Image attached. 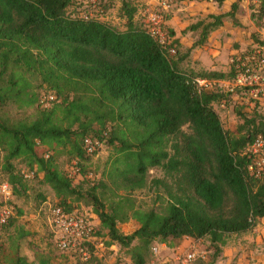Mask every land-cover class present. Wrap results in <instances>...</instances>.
Here are the masks:
<instances>
[{"label": "trees", "instance_id": "trees-1", "mask_svg": "<svg viewBox=\"0 0 264 264\" xmlns=\"http://www.w3.org/2000/svg\"><path fill=\"white\" fill-rule=\"evenodd\" d=\"M118 1L124 31L96 19L112 7L111 0L98 3L102 14L87 20L68 12L77 9L75 0H0V109L36 108L30 121L0 120L1 171L12 197L30 189L13 165L21 160L35 177L41 175L40 183L58 200L54 206L67 213L91 206L108 245L130 249L133 264H146L153 243L181 238H208L214 262L226 237L245 234L264 218V169L244 154L258 135L264 137V116L238 111L242 123L235 133L224 130L213 105L226 96L198 91L193 81L230 80L239 68L232 63L227 73L181 69L176 43L170 44L175 55L168 56L135 21L132 0ZM252 7L251 18L262 26L264 0ZM237 8L233 3L228 13L191 26L202 27L195 45L223 18L237 24ZM42 89L56 96L45 109L38 104ZM86 137L99 139L112 154L101 179L85 187L72 184L57 158L75 162L85 177L92 157L83 149ZM154 169L161 176L149 178ZM142 190L152 191L156 208L136 205L132 195ZM21 216L16 210L0 225L8 244L0 242V264H53L47 253L34 252L32 259L21 253L29 236L16 225ZM129 220L138 228L124 235L118 225Z\"/></svg>", "mask_w": 264, "mask_h": 264}, {"label": "rangeland", "instance_id": "rangeland-1", "mask_svg": "<svg viewBox=\"0 0 264 264\" xmlns=\"http://www.w3.org/2000/svg\"><path fill=\"white\" fill-rule=\"evenodd\" d=\"M75 1L78 4L76 6L77 9L73 10L69 8L68 12L73 15L80 14L82 16L86 14L97 16L98 13L94 6H99L98 3L105 2V0ZM160 1L161 0L155 5H147V0H132V4L137 8L135 21L145 27L144 20L147 14L152 11L161 10L159 6ZM167 1L169 3V8L168 11L164 12V27L166 34L168 33L169 41L176 43L177 51L183 58L180 63L181 69L193 72H210L211 69L218 72H228L230 65L241 59L244 60V63L250 65L251 63L248 62L247 56H249L250 52L252 53V50L260 48L264 52V34L256 33V36L253 34L254 36L249 38L250 31L248 27H243L242 25L239 26L240 32H238V28H233L236 32L233 36L229 33L231 30H226V33L222 30L219 35L215 33L211 44L210 38H212V35L211 32H209L205 42L202 45L196 46L195 44L200 38L202 27L193 31L188 29L199 22L207 24L212 21L207 18L208 16H206V13L203 11L195 10L196 3H200L203 0ZM257 2L258 0L249 1L248 9L250 12L251 10L253 11L252 6L257 5ZM110 3L112 7L100 19L114 29L124 31L125 20L119 15L120 2L118 0H111ZM252 21L255 23L254 19H252ZM256 25L261 32L262 29L264 30L263 25ZM228 39L234 40L228 42ZM248 43L250 44L248 45ZM213 44L215 47L212 46ZM176 58L177 57H175V59ZM224 89L225 88H223V90ZM250 89L251 88L238 89L234 90L233 93H223V95L226 96V100L213 105L224 130L235 133L236 128L242 123V120L237 114L238 111L248 116L252 115L254 112L264 116V96L255 97L251 93L253 89ZM44 92V89L39 90L40 94ZM35 109V107L18 109L13 105H8L0 109V120L8 122L18 120L30 121L35 117ZM2 154L3 153H0V162ZM110 154H112V149L102 143L99 152L95 156H92L90 161L86 164L85 177L80 175L76 170L75 162H69L67 157L63 155L57 158V164L63 172L68 174L73 185L83 182L86 187L88 184L92 185L101 179L106 161ZM13 165L17 172L28 176L25 179L28 181L30 187L24 197L13 196L10 203V206L14 209L13 214L16 213V210L22 212V216L17 219L16 225L29 233L27 239L21 243V253L28 256L29 259L33 258L34 252L47 253L52 257L53 264H86L82 263L74 255L62 253L55 247L53 236L49 228L47 208L56 205L58 200L55 198L50 188L40 183L41 175L35 177L33 172L29 171L21 160H14ZM160 176V170L154 169L149 172V178ZM0 181H7V176L2 171L0 174ZM132 197L135 199L136 205L142 209L156 208L155 206L159 205L154 202L153 194L150 190L136 191L133 193ZM41 198H45V201L40 202L39 200H41ZM78 210L83 215L90 218V221L97 231L98 240L103 243V246L96 250V259L91 262V264H133L130 256V249L122 248L117 244L108 245L109 239L100 228L99 220L93 213L91 206L81 204ZM136 226L137 224L135 221L129 220L126 223L119 224L118 230L120 233L128 235L136 230ZM254 227L245 234L226 237L225 246L221 248V251L225 247L230 248L232 256L234 257L232 263L264 264V239L261 243L255 242L254 238L256 234L252 232ZM11 233L13 232L11 231ZM6 239L7 237L4 231H0V242L7 246ZM174 241V239L165 241L168 248L162 249V251L160 250L157 255L152 252V247H161L159 246L160 242L153 243L146 264H170L173 262L177 253H183L193 247L198 258L194 264H197V262L201 264L199 261H203L204 264H216L215 261L212 262L211 260L213 249L210 246L208 238L199 240L181 238L175 243ZM199 256H203L204 259H199Z\"/></svg>", "mask_w": 264, "mask_h": 264}, {"label": "built area", "instance_id": "built-area-1", "mask_svg": "<svg viewBox=\"0 0 264 264\" xmlns=\"http://www.w3.org/2000/svg\"><path fill=\"white\" fill-rule=\"evenodd\" d=\"M159 6L161 10L152 11L145 17V29L165 50L168 56H173L176 53V49L175 47H170L171 41H169L164 27V12L168 11L169 3L167 0H161ZM94 7L98 15L102 14L100 6L96 5ZM82 17L86 20L93 18L90 14L83 15ZM101 17L100 15V17L96 19L101 20ZM247 58L248 62L251 63L250 65L244 63L243 59L238 62H233L236 68H239L238 74L233 79H195L193 83L198 91L203 90L227 94L233 93L234 90L251 88L250 90L253 89L251 93L255 97L264 96V52L262 49L256 48L252 50V53L250 52ZM223 88L225 89L223 90ZM55 100L56 96L53 92L45 91L40 94L38 104L41 108L45 109ZM101 146L102 142L97 138L86 137L83 140V149L88 156H95L99 152ZM244 154L254 159V163L259 170L264 169V137L258 135L254 141L245 148ZM23 176L24 178L28 177L25 174H23ZM11 198L12 188L10 184L6 181H0V203H2L0 205V225L5 224L8 219L14 215L12 207L8 205ZM47 218L50 232L58 251L70 253L82 263L88 264L91 258L95 256L96 250L103 246V243L97 238L96 230L90 218L83 215L81 212L67 213L60 207L49 206L47 208ZM193 248L183 253H177L173 262L170 264H194L198 258ZM162 249H164V246L158 248L152 247V252L157 255ZM199 257L201 260L204 259L203 256Z\"/></svg>", "mask_w": 264, "mask_h": 264}, {"label": "crops", "instance_id": "crops-1", "mask_svg": "<svg viewBox=\"0 0 264 264\" xmlns=\"http://www.w3.org/2000/svg\"><path fill=\"white\" fill-rule=\"evenodd\" d=\"M249 1L250 0H224L221 4H218L214 1L203 0L200 3H196L195 10L203 11L204 13H206V16H210V15L219 16V15L226 14L231 10V5L233 3H236V2L238 3V8H237V11L235 13V20H236L237 24H235L234 20H232L229 17L223 18L222 19V25L220 27H218L217 29H215L214 31H211L212 38H210V44L213 40V37H214L213 35H215V33H216V35H219L222 30L225 31V33L227 32L226 30H231L229 33H231V35L233 36V35H235L234 33H236L235 32L236 28H238V32H240L239 31L240 25H242L243 27H245V26L248 27V30L250 31L249 32V36H250L249 38H252V36H254L253 34H255V36H256V33L264 34L263 33L264 30L262 29V32H261L259 30V27H257V25L255 23H253V21H252L251 14H250V13H252V10L250 12L248 9ZM158 2H159V0H147V5L148 4L155 5V4H158ZM255 7H257V5H255ZM233 28H235V29H233ZM233 40L228 39L227 41L230 42ZM263 40H264V38H263ZM249 44L250 43H248V45ZM212 46L215 47L214 44ZM263 48H264V46H263ZM210 72H218V71H214L213 69H211ZM221 73H227V72H221ZM136 227L138 228V224ZM252 232H253V234H256V236L254 238L255 242L261 243L262 240L264 239V218L257 221V224L254 227V229L252 230ZM187 239L194 240L191 238H187ZM177 240H180V239H175L174 243ZM159 246H164V249L168 248L166 245V242L159 243ZM233 258L234 257L232 256V251L230 250V248L225 247L221 251L220 256L216 259L217 261H215V262H216V264H234V263H232ZM238 264H240V263H238Z\"/></svg>", "mask_w": 264, "mask_h": 264}]
</instances>
